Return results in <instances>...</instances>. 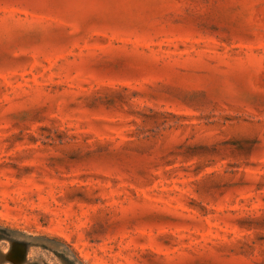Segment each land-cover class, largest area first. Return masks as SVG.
Listing matches in <instances>:
<instances>
[{"label":"rangeland","instance_id":"obj_1","mask_svg":"<svg viewBox=\"0 0 264 264\" xmlns=\"http://www.w3.org/2000/svg\"><path fill=\"white\" fill-rule=\"evenodd\" d=\"M0 264H264V0H0Z\"/></svg>","mask_w":264,"mask_h":264}]
</instances>
